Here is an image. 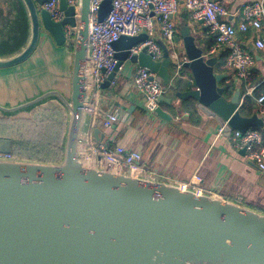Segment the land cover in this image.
<instances>
[{
  "label": "water",
  "instance_id": "95a60500",
  "mask_svg": "<svg viewBox=\"0 0 264 264\" xmlns=\"http://www.w3.org/2000/svg\"><path fill=\"white\" fill-rule=\"evenodd\" d=\"M46 1L18 0L23 39L12 52L6 49L9 40L0 42V69L29 60L45 32L56 45L69 47L63 26L79 23V36L71 45L69 93L51 88L14 103L0 102V113L15 117L55 100L67 118L62 159L43 162L0 156V264H264V212L152 176L82 165L79 153L89 133L88 110L96 91L86 45L91 0H77V12L60 0L64 18L59 22L42 8ZM111 3L102 1L98 21ZM145 38L142 32L113 43L116 66L101 88L109 87L118 68L129 61L155 73L170 94L161 95L159 102L173 110L190 100L197 111L225 124L227 133L262 127L264 134L256 114H242L239 87L227 96L222 84L226 74L215 72L217 57L197 45L195 31L184 27L175 37L182 44L178 51L185 54L179 70L189 72L185 77L175 74L164 45L159 60L145 49L128 58V49ZM155 113L170 117L160 106ZM91 134L95 141L102 140L99 128ZM10 152L11 140L0 137V154Z\"/></svg>",
  "mask_w": 264,
  "mask_h": 264
},
{
  "label": "crops",
  "instance_id": "0c3cea01",
  "mask_svg": "<svg viewBox=\"0 0 264 264\" xmlns=\"http://www.w3.org/2000/svg\"><path fill=\"white\" fill-rule=\"evenodd\" d=\"M252 1L256 0H221L227 11L224 20L236 26L239 22V7ZM174 22L176 37L180 36L184 27H190L196 32L197 45L203 47L207 54L206 45L211 35L202 24L192 19L182 2L174 15ZM238 35L243 37L242 33ZM176 44L178 48L182 46L180 42ZM248 48L259 58L257 69L264 70V52L256 51L251 43H248ZM223 57H217V64ZM71 62L72 50L65 45H56L45 32L29 60L13 68L0 69V102L14 103L51 88L68 94ZM138 66L129 61L123 63L116 73V83L93 94L91 109L88 110L87 131L92 133L94 128H99L101 142L110 148L121 145L137 149L142 155L141 166L154 179L177 183L197 173L207 193L264 212V173L246 160L241 150L233 147L227 135L218 136L219 125L200 111L189 114L184 108L173 110L166 102H159L161 109L170 116L169 119L157 113H147L133 84V73ZM215 72L225 73L226 83L232 81V72L224 67V63L219 69L216 66ZM179 73L185 77L189 72L183 68ZM231 84L234 88L238 87L234 82ZM163 95L170 97L168 90ZM52 103L57 102L48 100L39 106L45 108ZM43 108L38 110L39 114L46 113ZM60 109L66 122V111L61 105ZM56 110L59 111V108ZM106 111L116 112L118 116L119 120L112 129L102 126L101 114ZM26 113L21 111L15 118H28Z\"/></svg>",
  "mask_w": 264,
  "mask_h": 264
},
{
  "label": "built area",
  "instance_id": "2783aa9c",
  "mask_svg": "<svg viewBox=\"0 0 264 264\" xmlns=\"http://www.w3.org/2000/svg\"><path fill=\"white\" fill-rule=\"evenodd\" d=\"M65 1L77 12V0ZM102 1L91 0L90 28L86 39V45L91 51L90 74L94 80L95 92L101 90V84L116 66L113 43L121 36L133 37L142 32L146 34L143 41L128 49V58L145 49L153 60H159L163 54V43L169 52L175 74L179 73L186 58L183 52L178 51L175 41L177 31L174 15L182 2L184 8L191 13L192 19L202 24L207 33L214 37V43L208 49L207 55L225 56L224 67L232 72L231 82L236 83L239 89L244 84L243 92L240 91V104L246 95H252L256 85L250 84L247 79L253 69H257L259 58L248 48V43H251L256 51L264 52V0L241 4L236 26L224 20L227 11L221 0H112L111 9L98 21L97 13ZM59 2L60 0H47L42 5L55 22L64 18ZM79 28V23L75 27L69 24L63 26L70 46L78 38ZM239 33H242L243 37L240 38ZM115 83L116 75L109 84ZM133 84L141 96L144 110L147 113H155L159 107V97L167 91V87L156 80L155 73L141 66L136 67L133 73ZM254 108V114L261 119L264 126V92L255 98ZM101 118L102 126L106 129H112L119 120L113 111L103 112ZM217 135H227L233 147L238 150L245 148L244 158L264 173V134L261 128H250L244 132L232 130L227 133L225 124H222L217 128ZM0 156L12 157L10 153ZM79 159L85 168L118 169L140 176L152 175L141 166L142 155L137 149L124 148L121 145L110 148L101 141H95L91 133L85 137ZM201 181V177L193 173L187 180L177 184L182 189L191 188L196 193H207Z\"/></svg>",
  "mask_w": 264,
  "mask_h": 264
},
{
  "label": "trees",
  "instance_id": "16d2710c",
  "mask_svg": "<svg viewBox=\"0 0 264 264\" xmlns=\"http://www.w3.org/2000/svg\"><path fill=\"white\" fill-rule=\"evenodd\" d=\"M22 8L18 0H0V18L6 22H10L8 27L4 29V35L0 37L1 41H8L6 39V31H10L14 28L23 29L21 23ZM209 42L206 47L209 49L214 43V37L210 36ZM72 50V47H68ZM224 58V59H223ZM216 66L219 69L223 63H225V57H223ZM264 70L253 69L251 75L247 79L248 82L252 85H256L255 89L252 92V95H246L243 98L241 104L242 114L248 115L254 113L255 108V98L261 93L264 92ZM222 84L226 87L227 96H230L234 91V86L231 82L222 81ZM187 87L185 86L184 89ZM244 84L240 86V91L243 92ZM183 108L189 114H196L197 110L193 105L192 101L184 100ZM182 108V109H183ZM46 113H49L46 111ZM42 114V117L45 114ZM39 123H42V128L40 124L32 122L29 120L21 119L17 121H2L0 122V137L9 138L11 140V156L18 159H28L34 161H43V162H59L62 159V145L61 138L63 132V123L61 129L56 128L52 134L47 135V131H43L45 128L43 122L38 120ZM35 123V124H33Z\"/></svg>",
  "mask_w": 264,
  "mask_h": 264
},
{
  "label": "rangeland",
  "instance_id": "374dc122",
  "mask_svg": "<svg viewBox=\"0 0 264 264\" xmlns=\"http://www.w3.org/2000/svg\"><path fill=\"white\" fill-rule=\"evenodd\" d=\"M2 1V0H1ZM10 23V22H9ZM8 22L4 21L2 18H0V37H2L4 35V29H6L8 27ZM6 39L10 41V46L7 47L6 49L9 50L10 52L15 51V48L21 43L22 39H23V33L21 30H18L16 28L10 30V31H6ZM124 63H127V61H125ZM38 107V106H37ZM35 107V108H37ZM33 108L32 110L33 113H31V110L26 111V115L28 116V118H22L25 120H29L32 122H36L37 124L39 123L38 120L43 122V126H44V130L43 131H47L46 134L50 135L52 134V132L56 129L59 128L61 129V123L64 119V116L62 115V109H60V105L58 103H52L47 104L45 108L43 107H38L37 109ZM45 109L46 111L48 110L49 113H46L44 117H42V114H39L40 112H38L39 109ZM56 108H59V111L56 110ZM62 113H61V112ZM17 120H21V118H15L14 116H10V115H6L3 113H0V122L2 121H17ZM60 122V124H59ZM35 124V123H33ZM41 128H42V123H39ZM63 132H62V136L64 134L65 128H66V122L63 123ZM62 144V138H61V142Z\"/></svg>",
  "mask_w": 264,
  "mask_h": 264
}]
</instances>
